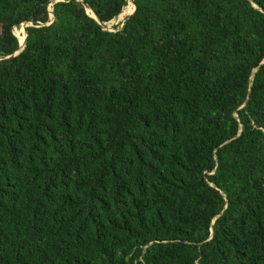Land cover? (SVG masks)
Returning <instances> with one entry per match:
<instances>
[{
  "label": "trees",
  "instance_id": "16d2710c",
  "mask_svg": "<svg viewBox=\"0 0 264 264\" xmlns=\"http://www.w3.org/2000/svg\"><path fill=\"white\" fill-rule=\"evenodd\" d=\"M53 1L0 0V264H264V0Z\"/></svg>",
  "mask_w": 264,
  "mask_h": 264
},
{
  "label": "water",
  "instance_id": "95a60500",
  "mask_svg": "<svg viewBox=\"0 0 264 264\" xmlns=\"http://www.w3.org/2000/svg\"><path fill=\"white\" fill-rule=\"evenodd\" d=\"M58 1V0H57ZM57 1H53V2H57ZM130 2H131V4H132V0H130ZM132 6H133V4H132ZM85 10H86V13H87V11H89L88 10V8H86L85 7ZM133 10H134V7H133ZM122 11V10H121ZM90 12V11H89ZM91 13V12H90ZM132 13H133V11H132ZM131 13V14H132ZM49 14H51L50 13V11H49ZM131 14H129L128 16H125L123 19H122V21H120V25L118 26V29H120V27H121V25H122V23L131 15ZM90 18H92L96 23H97V25L103 30V31H108L109 30V28H110V26H111V22H113V21H115L116 20V18H117V16L116 17H114L111 21H109V22H106V23H101V22H99L95 17H94V15L91 13V16H89ZM51 22H52V20H51ZM50 22V23H51ZM50 23H48V24H50ZM47 24V25H48ZM29 26H30V24H29ZM108 32H111V31H108ZM23 40H22V42H21V44H20V42H18V50L17 51H15L14 52V54L12 55V56H15V55H17L20 51H22V49H23V46H24V42H25V37H26V33L25 32H23Z\"/></svg>",
  "mask_w": 264,
  "mask_h": 264
},
{
  "label": "bare ground",
  "instance_id": "6f19581e",
  "mask_svg": "<svg viewBox=\"0 0 264 264\" xmlns=\"http://www.w3.org/2000/svg\"><path fill=\"white\" fill-rule=\"evenodd\" d=\"M127 2H128V7L125 9V11H124V14H123V16L122 17H117L116 18V20L117 19H123L125 16H128L129 14H131V12L133 11V6H132V4H131V2H130V0H127ZM88 13H90L89 11H87ZM91 14V13H90ZM116 20L115 21H113V22H111L110 24L112 25V24H114L115 22H116ZM23 29V26L21 27V30ZM18 40H19V42H20V44H21V42H22V38H20L19 36H18ZM21 40V41H20Z\"/></svg>",
  "mask_w": 264,
  "mask_h": 264
},
{
  "label": "rangeland",
  "instance_id": "374dc122",
  "mask_svg": "<svg viewBox=\"0 0 264 264\" xmlns=\"http://www.w3.org/2000/svg\"><path fill=\"white\" fill-rule=\"evenodd\" d=\"M54 1H57V0H54ZM49 10H50V8H49ZM122 17V16H121ZM117 24H120V22H117ZM116 24H112L111 26H110V28H109V30L108 31H112V27L113 26H115ZM23 26V30H24V27H27V26H29V24H21V26H19V27H15L12 31H13V33L16 35V37L18 38V36H20L21 34V27ZM21 41V40H20Z\"/></svg>",
  "mask_w": 264,
  "mask_h": 264
},
{
  "label": "built area",
  "instance_id": "2783aa9c",
  "mask_svg": "<svg viewBox=\"0 0 264 264\" xmlns=\"http://www.w3.org/2000/svg\"><path fill=\"white\" fill-rule=\"evenodd\" d=\"M48 11H51V10H49V8H48ZM19 26H21V25H19ZM19 26H18V27H19ZM13 29H14V28H13ZM13 29H12V30H13ZM12 34L16 37V35L13 33V31H12ZM20 34L22 35V33H20ZM16 38H17V37H16ZM17 40H18V38H17Z\"/></svg>",
  "mask_w": 264,
  "mask_h": 264
},
{
  "label": "clouds",
  "instance_id": "9594fccd",
  "mask_svg": "<svg viewBox=\"0 0 264 264\" xmlns=\"http://www.w3.org/2000/svg\"><path fill=\"white\" fill-rule=\"evenodd\" d=\"M51 13V12H50Z\"/></svg>",
  "mask_w": 264,
  "mask_h": 264
}]
</instances>
